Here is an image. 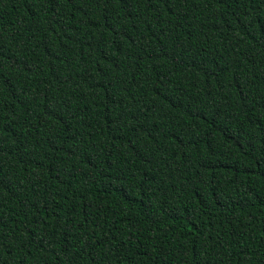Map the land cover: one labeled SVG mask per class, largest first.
<instances>
[{
    "label": "trees",
    "instance_id": "obj_1",
    "mask_svg": "<svg viewBox=\"0 0 264 264\" xmlns=\"http://www.w3.org/2000/svg\"><path fill=\"white\" fill-rule=\"evenodd\" d=\"M0 264H264V0H0Z\"/></svg>",
    "mask_w": 264,
    "mask_h": 264
}]
</instances>
